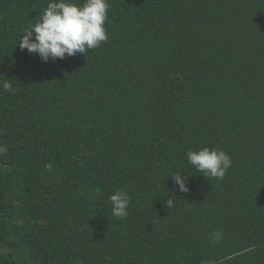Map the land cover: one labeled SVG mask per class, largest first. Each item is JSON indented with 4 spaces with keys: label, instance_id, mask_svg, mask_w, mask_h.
Here are the masks:
<instances>
[{
    "label": "trees",
    "instance_id": "16d2710c",
    "mask_svg": "<svg viewBox=\"0 0 264 264\" xmlns=\"http://www.w3.org/2000/svg\"><path fill=\"white\" fill-rule=\"evenodd\" d=\"M49 2L0 0V264H264V0H108V40L45 63L18 41Z\"/></svg>",
    "mask_w": 264,
    "mask_h": 264
},
{
    "label": "clouds",
    "instance_id": "9594fccd",
    "mask_svg": "<svg viewBox=\"0 0 264 264\" xmlns=\"http://www.w3.org/2000/svg\"><path fill=\"white\" fill-rule=\"evenodd\" d=\"M110 5L108 0H51L47 4L41 18L33 25L26 27L21 35L19 47L30 53H37L42 62L49 59H64L77 53L85 54L108 40L105 27L107 12ZM6 92L14 89L8 80L0 83ZM188 162L197 172L209 178L223 179L232 167L231 157L222 149L203 147L199 150H189ZM184 172L170 174L181 192H187ZM112 204L115 217L126 218L130 206V196L124 189H118L108 197ZM172 206V201H166ZM223 230L217 229L210 234V243L223 240Z\"/></svg>",
    "mask_w": 264,
    "mask_h": 264
}]
</instances>
